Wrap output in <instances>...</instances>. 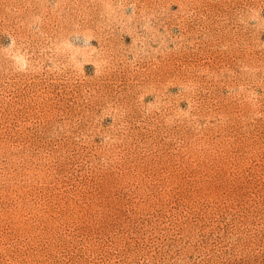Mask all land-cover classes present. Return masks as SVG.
<instances>
[{
	"label": "rangeland",
	"instance_id": "obj_1",
	"mask_svg": "<svg viewBox=\"0 0 264 264\" xmlns=\"http://www.w3.org/2000/svg\"><path fill=\"white\" fill-rule=\"evenodd\" d=\"M0 264H264V0H0Z\"/></svg>",
	"mask_w": 264,
	"mask_h": 264
}]
</instances>
